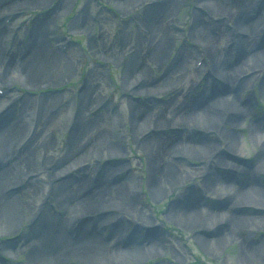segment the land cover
Here are the masks:
<instances>
[{"label":"rangeland","instance_id":"rangeland-1","mask_svg":"<svg viewBox=\"0 0 264 264\" xmlns=\"http://www.w3.org/2000/svg\"><path fill=\"white\" fill-rule=\"evenodd\" d=\"M224 1L232 7L237 0ZM164 2L167 3L165 7H169L160 16V35L163 40H168V46L163 61L158 64L151 53L157 47L160 35L152 36L147 8ZM260 2L254 0L248 6L247 15L253 24L246 26V34L238 31L232 13L212 10L200 0H139L125 5L116 0H46L42 3L0 0V134L11 136L12 141L5 156L0 158V175L4 170L10 176L6 184L0 183V197H12L20 206L13 222H9V218H0V264H37L32 262L28 252L38 245L33 232L44 219L49 220L52 228L60 224L63 233L71 239H76L82 232L83 236L95 235L99 243L111 246L117 241L130 244L129 248L156 246L152 248L153 253L144 254L142 260L110 256L112 258H102L91 264H264V248L258 257L245 249L264 242V217L256 218L252 214L254 205L258 204L256 199L248 194L244 201L251 204L236 206L234 210L233 205L223 204L225 192L221 185L214 194L202 190L204 181L212 174L218 177L231 174L236 178L240 175L238 170L216 164L220 153H232L227 151L230 146L227 138L215 130L202 133L195 120L168 129L151 127L148 123L135 129L131 122L132 112L140 115L141 111L147 115L159 112L160 116L170 111L173 103L181 98L190 105L200 95L211 97L215 89L216 96L229 97L231 92L227 85L208 81L212 76V60L207 55L206 45L200 41V33L215 38L220 61L235 67L236 60H241V56L236 58L240 41L241 46L245 43L247 52L242 50L244 55L264 51V9L259 8ZM105 7L112 9L116 16ZM78 20L84 23L79 26ZM36 26L40 40L48 43L42 44L46 59L56 62L53 68L49 62L43 66L51 71L66 66L70 72L56 75L53 71L51 78H43L40 84L30 86L24 78L15 76V71L32 58L30 41ZM194 29L201 32L193 36ZM75 42H80L82 47L78 49ZM132 57L143 64V71L138 67L132 76L141 79L139 74L142 72L150 93L125 84L124 75ZM176 60L183 63V71L171 66ZM103 63L108 66L107 70L101 67ZM253 66L244 69L238 66L237 71H249ZM255 66L260 67L250 70L248 81L232 93L237 98L251 99L239 118L238 127L221 125L223 129H234L236 136L244 139L247 147L239 163L249 170L259 165L258 147L250 141L249 128L252 123L261 121L264 114V61ZM8 67L10 70L6 74ZM111 81L116 82L114 87ZM86 91H90L91 96L85 106H80L81 95ZM225 113L228 115L230 111ZM83 124L90 128L83 133L81 141L86 140L94 146L102 139L105 143L98 149H90L85 158L76 160L70 165L73 167L58 177L48 164L68 153L69 142L78 135ZM17 127L19 133L15 135L13 131ZM185 134L211 140L214 149L206 150L202 157L195 152L183 156L178 150L171 149L170 139ZM146 137L165 141L162 142L167 148L163 161L168 170L171 164L178 171L175 181L163 182V191L155 196L149 189V155L142 146ZM31 138L35 142L33 145L28 144ZM105 149L110 152H103ZM80 163L81 167H78ZM119 167H124V171ZM255 178L264 188V165ZM66 179L65 188L73 194L82 186L88 188L87 193L95 194L101 188L123 184L124 189L128 187L125 190L130 192L135 210L118 208L114 214L108 209H99L111 202L96 208H82L84 213L99 210L91 214L80 210L78 214H84V217L81 229L80 226L77 229L74 220L77 212L69 219L66 206L71 204L61 205L55 193V188ZM234 184L242 187L240 181L236 180ZM190 190L196 193L195 216L172 215L170 210L175 201ZM250 190L251 187H244V191ZM113 204L117 206V203ZM211 213L222 216L234 213L249 221L228 227L223 221L218 225L216 219L204 222L209 220ZM110 217L113 218L110 222H118L115 234L109 230L110 222H99ZM3 222L7 223L1 225ZM217 238V243L210 244ZM126 256L130 257L129 253ZM68 258L64 264H84L76 257ZM40 264L47 263L43 260Z\"/></svg>","mask_w":264,"mask_h":264},{"label":"bare ground","instance_id":"bare-ground-1","mask_svg":"<svg viewBox=\"0 0 264 264\" xmlns=\"http://www.w3.org/2000/svg\"><path fill=\"white\" fill-rule=\"evenodd\" d=\"M5 1V0H4ZM20 1V0H19ZM46 0H31V2L34 3H42ZM117 3L120 5L125 4H134L135 2H138L139 0H116ZM254 0H237L234 6L230 7L225 4L224 0H200L201 2H205V4L212 10H216L219 12H224L225 14L232 13L234 16V24L237 26L236 28L240 33H246L247 34V25L251 26L253 24L252 21L248 18V10L252 2ZM167 5L166 2L163 4H155L152 6H149L147 9L149 11L148 15V24L150 26L152 36H159L161 32V21L160 16L164 14L168 7H165ZM259 8L264 9V0H261L259 4ZM237 14V15H236ZM80 18V17H79ZM78 18V19H79ZM81 23H84L82 20H78L79 26ZM255 23V22H254ZM78 26V25H77ZM199 32V30H192V35H196ZM201 32V31H200ZM199 32V33H200ZM204 33V32H203ZM202 44H205L207 47V55L212 60L210 64L211 72L212 74L211 78L209 80H214L216 82H222L223 84L228 86L229 91L231 94L229 97H222L216 96L217 90L215 89V92L213 91V95L211 97H208L205 95H200L198 98H195L191 104H188L187 100H181L173 103V108H171L170 111H166L162 115H159V112H155L151 115H147L144 113V111H141V115L136 112L131 113V122L135 129L142 127L145 125V123H148L152 125L151 127H157V128H174L185 126V123H188L190 120H195L197 123V127L200 129V131L203 133L205 131L209 130H215L219 131L220 134L227 138L228 146L227 149L228 152L232 153H225V154H219L218 157H216V164H221L223 166H227L230 169L238 170L240 172V175L238 178L232 176L231 174L218 177L216 175H211V177H208L204 183H203V192L206 194H214L215 189L218 188L219 185L222 186L224 189V196L223 198V204L224 205H233L234 210L236 209V206L244 207L245 205H250L251 203L245 202L244 200L247 198L248 194L251 195V198L256 199L258 204L254 205V211L252 214L257 217H264V188L257 184L256 180V174L259 171V168L264 165V114L263 119L259 122H254L250 125V141L255 145V147H258L257 151V162L259 165H256L257 168L254 170H249L248 168L244 167L242 163H239L241 160V155L244 153L245 148L247 147L244 139L238 138L236 136V133L234 129H230L229 127H226L225 129L221 128V125H231L232 127L236 128L239 125V118L244 115V108H246L250 102V98H237L234 95H232L233 92L237 91L239 88L238 86H241L245 84L248 81V72L254 68H259L260 66L257 65V62L264 61V51H261L259 53L251 54V52H248V54H243L242 50L244 52H247L246 48L244 49L245 43L242 45V41L238 43V49L239 52L236 56V58H240L241 60L238 61L237 65L235 67H232L233 65L227 64L224 61H220L218 52L216 49V39H211L203 34L200 33V37ZM164 38L160 35L159 43L157 44V47L152 51L151 55L154 59L155 63L160 64L164 59L162 56L166 54L168 40H163ZM44 40V38H43ZM127 40V38H126ZM129 40V36H128ZM45 41V40H44ZM125 41V40H124ZM45 45L48 44L47 42H44ZM42 40H40V31L38 30V27L34 28L32 30V36L30 41V47H32V56L30 62H27L26 64H22V67L15 71V76L18 74L22 78L26 80L31 85H37L40 84L41 80L43 78H51V74H53V71L56 75H62L67 73V71L70 72V68H66V66H63L62 70H47L44 66H46L45 62H49L51 65V68L55 67L56 62L55 59H51L47 57V54L44 53V47L42 44H44ZM47 47V46H46ZM49 48V47H47ZM246 50V51H245ZM240 54V55H239ZM30 56V57H31ZM0 58H2L0 56ZM51 59V62H50ZM135 60V62L133 61ZM44 61V62H43ZM182 62L179 60H176L171 66L175 68L176 70L183 71L184 67L182 66ZM44 65V66H43ZM253 66V68H250L249 71H237V67L240 66L244 68H248L249 66ZM170 66V67H171ZM68 67V66H67ZM142 68L143 64L141 60H137L136 58H131V63L124 75V82L125 84H128L130 87L134 86L136 90L150 93V89H147V81L144 78L142 72L139 74L141 79H134L133 78V72H136V68ZM242 69V70H243ZM10 68H6V74L9 73ZM143 71V68L142 70ZM69 74V73H68ZM71 74V73H70ZM67 75V74H66ZM138 75V74H137ZM137 77V78H138ZM168 82V80H166ZM128 86V87H129ZM230 87V88H229ZM157 88V87H156ZM91 96L90 91H86L84 94L81 95L80 99V106H85L88 102V97ZM80 97V92H79ZM47 97L46 99H48ZM173 97L171 96V99ZM45 99V100H46ZM43 108L45 109V104L42 103ZM47 107V105H46ZM136 106H134L133 109H135ZM226 111H230V113L227 115L225 113ZM135 113V114H133ZM154 115V116H153ZM186 121V122H185ZM2 123L0 122V127ZM90 128L88 124H83L79 127L80 132L78 135H76L74 138L71 139L69 142V146H71L68 153L63 156L58 161H51L48 166L52 169L53 173L58 175H61L62 173L65 174L68 168H71L73 166H70L72 163H74L76 160H80L82 158L86 157V154L89 152L90 149L96 148L98 149V146L105 143L104 141H98L96 146L95 144H91L86 140H82L81 138L83 133ZM184 128V127H183ZM155 129V128H153ZM19 128L17 127L13 134H18ZM75 131V130H74ZM73 131V132H74ZM77 131V130H76ZM77 134V132H76ZM35 135L32 137L34 138ZM10 137H4L0 134V158L5 156V151L8 150L7 148L11 145ZM32 138L28 141L29 145L35 144V142L32 140ZM170 148L178 150L183 156H190L191 153H197V155L201 156L204 154L206 150L214 149L213 142L211 140H208L203 137H196L191 135H183L180 138L174 137L171 138ZM162 142L165 141H159L153 137H146L142 141V146L147 150L148 157L150 160V184L149 189L151 193L155 196L158 195L159 191H163V182L171 183L174 182L176 177L178 176V171L176 168L169 164V170L167 169L166 163L163 161V156L165 150L167 148H164V144ZM103 152H110L107 149H105ZM116 153V152H115ZM199 153V154H198ZM12 158V157H11ZM163 161V164H162ZM22 163V162H20ZM81 164H77L78 167ZM22 166V165H20ZM120 168V167H119ZM118 168V169H119ZM117 169V170H118ZM119 170L124 171V167H121ZM118 170V171H119ZM231 173V172H230ZM10 176H8L4 170L2 171V174L0 175V183L6 184L7 180ZM59 177V176H58ZM240 178V179H239ZM237 181L242 182V187H237L234 183ZM256 180V181H255ZM68 179L63 180L61 183V186L55 188L56 196L59 200V203L61 205L65 204H71L70 206H66L67 210V216L69 219H71V216L74 214H78V212L81 210H86V208H96L97 206H100L104 204L105 202H111L107 206L100 207L99 209H108L114 214H117L118 208L122 209H128V210H135V207L133 206V200L132 197L125 189L128 187L122 184L121 186H117L115 188L111 187H105L98 190L95 194H89L87 193L88 188L86 186H82L81 192L78 193H72L69 189L65 188L67 186ZM0 184V185H1ZM244 187H251V190L244 191ZM2 199H0V218L8 219L9 222H13L14 218L16 217L17 213L19 212V204L15 202L14 198L7 197L4 195H1ZM195 198L196 193L192 190L185 191L184 196L178 200L175 201V203L172 206V209L170 210V213L172 215H177L181 217L185 216H195L193 213L196 211L195 207ZM2 200V201H1ZM243 200V201H242ZM134 201L136 202V199L134 198ZM73 203V204H72ZM113 203H117L115 206ZM65 207V206H64ZM132 207V208H131ZM216 207V206H215ZM83 208V210H82ZM95 211H87L84 214H91ZM226 211V210H224ZM222 210V212H224ZM228 211V210H227ZM208 212V211H207ZM220 212L222 215L223 213ZM111 213V212H110ZM220 213L214 214L211 213V217L209 220H206L204 222H210L212 219H216V223L219 225V223L222 221L225 223L224 226L228 227L230 224H246V221L248 222L249 219H246L245 217L242 218V216L234 215L233 214H226L225 216H222ZM76 215L75 221L77 223L76 228L81 229V222L83 215ZM210 214V212H208ZM83 216V217H82ZM107 217V216H106ZM206 218V217H205ZM113 219L112 217L106 218L104 221L99 222H105L108 223L110 220ZM95 220V219H94ZM49 220H43L40 224V227L38 229H35L33 232V235L36 236V239L38 240V245H36L33 248L29 249L28 253L30 254L31 260L34 263L40 264L41 261H46L47 264H64L65 259H69L68 257H76L82 263L84 264H91V262H95L99 260L98 262L102 261V258H112L110 256H113L114 259H127V260H142V257L144 254L147 253V255H150L152 252V248L155 246L154 244L149 245L148 247H132L129 248L130 244L123 243L120 241H117L114 246H111V244H105V243H99L97 241V237L94 235L90 237L89 235L83 236L82 232L80 233L76 239H71L66 237V235L63 233L61 225H54L52 226L48 223ZM214 222V221H213ZM7 222L1 223L4 224ZM110 232L115 234V226L118 222L113 221L110 222ZM199 223V222H198ZM57 227V229H56ZM205 227V226H204ZM218 227V226H217ZM152 231V227H150V232ZM31 237V235L29 236ZM219 241V238L215 239L214 241H211L210 244H215ZM133 244V243H132ZM122 246L125 248H122ZM156 247V246H155ZM264 248V242H261L258 245L255 246H246L245 249L249 254H252L253 257H258L261 254V251ZM142 252V253H141ZM129 253L130 257H124L125 254ZM141 253L140 256L138 254ZM109 262V261H108Z\"/></svg>","mask_w":264,"mask_h":264}]
</instances>
